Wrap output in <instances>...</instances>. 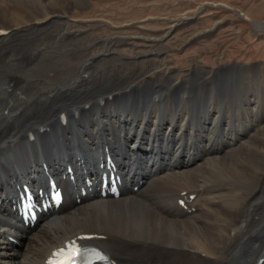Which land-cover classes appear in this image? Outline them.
<instances>
[{"label": "bare ground", "instance_id": "1", "mask_svg": "<svg viewBox=\"0 0 264 264\" xmlns=\"http://www.w3.org/2000/svg\"><path fill=\"white\" fill-rule=\"evenodd\" d=\"M70 1L0 0V264H43L83 233L103 235L99 245L118 264H258L264 141L257 154L238 153L264 126V96L246 98L230 87L231 97L212 95L202 66L187 79L171 69L145 84L107 77L95 58L61 73L47 55L71 45L59 41L61 32L37 26L59 16L54 5ZM106 147L125 192L101 197L93 182L78 203L69 185L98 177ZM44 163L61 176L67 199L27 227L14 211L13 191L23 180L42 186ZM69 163L75 184L63 179Z\"/></svg>", "mask_w": 264, "mask_h": 264}, {"label": "rangeland", "instance_id": "2", "mask_svg": "<svg viewBox=\"0 0 264 264\" xmlns=\"http://www.w3.org/2000/svg\"><path fill=\"white\" fill-rule=\"evenodd\" d=\"M54 6L51 11L57 9L59 16L45 26L61 32L59 41L71 45L47 55L61 73H75L80 63L95 58L107 77L139 78L145 84L149 76L171 69L175 77L187 79L202 66L212 95L231 97L230 87L246 98L264 96V0H71ZM199 89L206 93L203 86ZM243 116L245 123L252 121ZM257 136L238 157L258 153L255 146L264 141V126Z\"/></svg>", "mask_w": 264, "mask_h": 264}, {"label": "snow or ice", "instance_id": "3", "mask_svg": "<svg viewBox=\"0 0 264 264\" xmlns=\"http://www.w3.org/2000/svg\"><path fill=\"white\" fill-rule=\"evenodd\" d=\"M79 252H80V250L78 248H73L72 254L75 256V255H78Z\"/></svg>", "mask_w": 264, "mask_h": 264}, {"label": "water", "instance_id": "4", "mask_svg": "<svg viewBox=\"0 0 264 264\" xmlns=\"http://www.w3.org/2000/svg\"><path fill=\"white\" fill-rule=\"evenodd\" d=\"M252 24H253L254 26H256V25H258L259 23L252 22Z\"/></svg>", "mask_w": 264, "mask_h": 264}]
</instances>
